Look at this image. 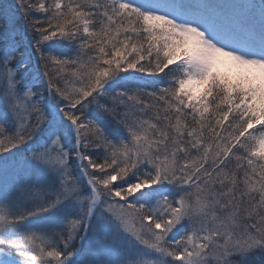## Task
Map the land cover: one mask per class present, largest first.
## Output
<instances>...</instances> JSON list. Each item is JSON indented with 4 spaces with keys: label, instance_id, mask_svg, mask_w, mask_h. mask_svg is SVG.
Wrapping results in <instances>:
<instances>
[{
    "label": "snow or ice",
    "instance_id": "snow-or-ice-1",
    "mask_svg": "<svg viewBox=\"0 0 264 264\" xmlns=\"http://www.w3.org/2000/svg\"><path fill=\"white\" fill-rule=\"evenodd\" d=\"M0 264H264V0H0Z\"/></svg>",
    "mask_w": 264,
    "mask_h": 264
}]
</instances>
